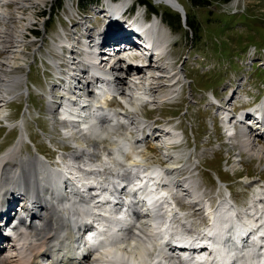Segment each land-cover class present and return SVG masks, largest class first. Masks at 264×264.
Instances as JSON below:
<instances>
[{"label": "bare ground", "instance_id": "6f19581e", "mask_svg": "<svg viewBox=\"0 0 264 264\" xmlns=\"http://www.w3.org/2000/svg\"><path fill=\"white\" fill-rule=\"evenodd\" d=\"M157 1L177 10L173 0ZM40 2L0 0V51L6 54L0 59V123L10 92L23 83L30 93L27 75L13 73L19 65L27 66L22 58L27 38L20 33L35 26L31 9ZM27 9L31 13L25 14ZM112 9L120 15L122 5ZM137 24L128 27L147 38L157 56L143 68L125 54L99 67L97 42L81 44L77 34L67 40V53L63 42L55 44L60 54L53 53L52 63L67 84L51 89L48 111L54 123H62L73 151L66 156L69 162L57 167L37 156H23L30 138L24 120L19 123L20 139L0 157V173L5 170L0 175V264H264V187L248 207H237L232 195L220 198L213 209L207 207L192 175L197 167L187 169L169 151L180 135L172 128L157 129L140 116L145 105L169 102L179 91L175 86L186 78L162 63L167 45L161 37L168 33L160 32L159 17ZM82 26V34L92 32L86 23ZM112 36L123 34L118 30ZM234 95L228 98V108H220L226 133L240 152L261 161L264 102L236 117ZM147 143L162 150L165 164L146 157L141 149ZM16 201L27 221L21 220ZM181 201L189 207L186 212ZM208 217L212 223L200 232ZM7 220L20 221L16 241L1 236ZM86 229L94 243L83 238Z\"/></svg>", "mask_w": 264, "mask_h": 264}, {"label": "rangeland", "instance_id": "374dc122", "mask_svg": "<svg viewBox=\"0 0 264 264\" xmlns=\"http://www.w3.org/2000/svg\"><path fill=\"white\" fill-rule=\"evenodd\" d=\"M40 1L43 3L31 9L37 26L28 25L20 33L27 38L22 57L27 66L19 65L13 73L27 75L31 93L30 96L26 94L25 85L21 83L9 94L10 102L3 108L5 118L0 123V157L20 139L19 123L24 120L31 140L27 138L23 156H37L50 164L63 157L68 163L66 156L73 148L63 134L62 123H54L56 118L50 115L49 100L45 98L50 96L56 82L49 74L53 69H49L46 60L53 53L59 55L56 43L76 32L82 34L83 27L78 24L84 23L85 18L77 17L79 12H91L96 2L104 0ZM145 1L153 6L164 27L171 31L162 63L170 70L183 72L186 79L182 77L175 86L179 91L169 102L157 107L145 105L140 116L157 129L172 128L180 135L169 151L177 154L179 163L186 164L187 169L193 165L197 167L192 175L199 183L198 190L205 193L206 200L214 202V207L220 198L230 195L240 208L248 207L259 188L264 186V158L261 161L257 157L251 159L240 152L238 144L230 142L226 129L222 128L224 115L220 108L229 107L228 98L233 94L232 107L238 115L248 111L247 100L252 102L256 98V106L264 102V0H233L230 3L212 0L207 8L193 6L192 0H178L187 18L189 14L195 20L196 35L182 18L180 24L166 21L171 16L175 22L179 11L157 0ZM27 10L25 14L31 13ZM93 21L92 15L89 26ZM29 31L32 37H28ZM5 56L0 52V59ZM113 105L115 107L116 103ZM141 151L147 152L148 159L165 164L162 150L153 143H147ZM183 174L188 175L187 171ZM180 207L184 212L189 208L182 201ZM211 223L207 218L198 230L205 231Z\"/></svg>", "mask_w": 264, "mask_h": 264}, {"label": "trees", "instance_id": "16d2710c", "mask_svg": "<svg viewBox=\"0 0 264 264\" xmlns=\"http://www.w3.org/2000/svg\"><path fill=\"white\" fill-rule=\"evenodd\" d=\"M98 1V0H97ZM220 2H224V3H230L233 0H217ZM142 3H147L148 6L150 7V9L153 11V6L148 2V1H144L141 0ZM211 2L212 0H192V3L194 4L193 6L195 7H202V8H207L209 6H211ZM155 12V11H154ZM171 16H169V18L166 19L167 22L172 23V24H180L181 22V16L180 14H177V17L175 18V22H173L170 19ZM187 27L189 28L190 31H192L193 34H197L198 33V27L195 25V20L193 18H191L188 14V18H187V22H186Z\"/></svg>", "mask_w": 264, "mask_h": 264}, {"label": "water", "instance_id": "95a60500", "mask_svg": "<svg viewBox=\"0 0 264 264\" xmlns=\"http://www.w3.org/2000/svg\"><path fill=\"white\" fill-rule=\"evenodd\" d=\"M173 2L175 3V4H174V5H175L174 7L177 9V11L181 12L182 15H183V17H184V19H186V18H185V11H184L183 6L180 5L176 0H173Z\"/></svg>", "mask_w": 264, "mask_h": 264}, {"label": "clouds", "instance_id": "9594fccd", "mask_svg": "<svg viewBox=\"0 0 264 264\" xmlns=\"http://www.w3.org/2000/svg\"><path fill=\"white\" fill-rule=\"evenodd\" d=\"M145 259H146V257H145ZM153 264H154V262H153Z\"/></svg>", "mask_w": 264, "mask_h": 264}]
</instances>
